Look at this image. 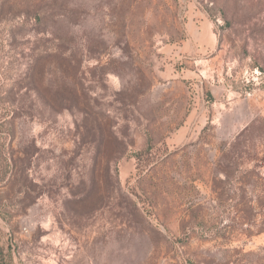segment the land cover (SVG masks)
I'll list each match as a JSON object with an SVG mask.
<instances>
[{
	"label": "rangeland",
	"instance_id": "374dc122",
	"mask_svg": "<svg viewBox=\"0 0 264 264\" xmlns=\"http://www.w3.org/2000/svg\"><path fill=\"white\" fill-rule=\"evenodd\" d=\"M263 223L264 0H0L7 264H264Z\"/></svg>",
	"mask_w": 264,
	"mask_h": 264
},
{
	"label": "trees",
	"instance_id": "16d2710c",
	"mask_svg": "<svg viewBox=\"0 0 264 264\" xmlns=\"http://www.w3.org/2000/svg\"><path fill=\"white\" fill-rule=\"evenodd\" d=\"M251 175H253V177L257 178V179H262V177L260 176V174L256 171V169H253L251 170L250 172ZM263 204V202L261 203ZM235 206V209H236V212L237 213H242L243 214V221L244 222H248L249 224H252L254 223V209H253V206H252V202H248L246 204H243V203H237L234 205ZM248 208V211L244 209V207ZM248 212V213H247ZM247 214V215H246ZM263 233L264 232V223H263V226L260 227L259 229V233ZM6 248L5 247H0V264H7L6 263ZM260 254H263V260H264V247H261L260 249ZM257 255V253H249V255Z\"/></svg>",
	"mask_w": 264,
	"mask_h": 264
}]
</instances>
